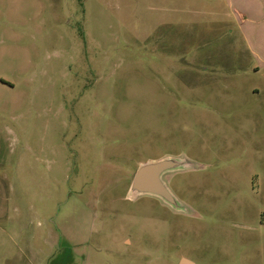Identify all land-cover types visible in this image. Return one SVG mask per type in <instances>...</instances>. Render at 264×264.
<instances>
[{"label":"rangeland","instance_id":"rangeland-1","mask_svg":"<svg viewBox=\"0 0 264 264\" xmlns=\"http://www.w3.org/2000/svg\"><path fill=\"white\" fill-rule=\"evenodd\" d=\"M250 4L0 0V264H264ZM165 157L180 210L128 197Z\"/></svg>","mask_w":264,"mask_h":264},{"label":"water","instance_id":"water-1","mask_svg":"<svg viewBox=\"0 0 264 264\" xmlns=\"http://www.w3.org/2000/svg\"><path fill=\"white\" fill-rule=\"evenodd\" d=\"M190 168V162L174 157H165L158 160H149L142 163L134 173L128 191V197L136 199L150 196L159 199L172 209L180 210L181 205L173 195L163 177L167 173L181 171ZM179 264H193L182 259Z\"/></svg>","mask_w":264,"mask_h":264},{"label":"crops","instance_id":"crops-1","mask_svg":"<svg viewBox=\"0 0 264 264\" xmlns=\"http://www.w3.org/2000/svg\"><path fill=\"white\" fill-rule=\"evenodd\" d=\"M254 10H256V12ZM240 15H242V20L246 21L245 24L248 28L256 27V30H260L262 36H264V0H251L250 7L244 13L240 12ZM250 31L251 30H248V40L246 41L249 52L255 55L256 58L264 64V41L258 43V46L254 36H251ZM249 37H251V39H249ZM261 38L264 39V37Z\"/></svg>","mask_w":264,"mask_h":264}]
</instances>
